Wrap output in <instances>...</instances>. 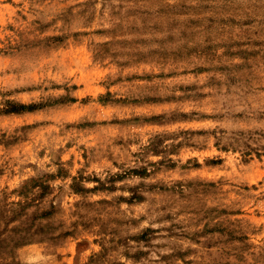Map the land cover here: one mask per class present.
Returning <instances> with one entry per match:
<instances>
[{"label": "rangeland", "instance_id": "1", "mask_svg": "<svg viewBox=\"0 0 264 264\" xmlns=\"http://www.w3.org/2000/svg\"><path fill=\"white\" fill-rule=\"evenodd\" d=\"M42 247L264 264V0H0V264Z\"/></svg>", "mask_w": 264, "mask_h": 264}, {"label": "crops", "instance_id": "2", "mask_svg": "<svg viewBox=\"0 0 264 264\" xmlns=\"http://www.w3.org/2000/svg\"><path fill=\"white\" fill-rule=\"evenodd\" d=\"M37 252H38V254H40L41 258H43V260H46V259L51 260L50 262H46V264H66V257L67 256H64L63 259L62 258H57L52 253L50 254V252H45V248L44 247L38 248ZM64 253H65V251H64Z\"/></svg>", "mask_w": 264, "mask_h": 264}]
</instances>
